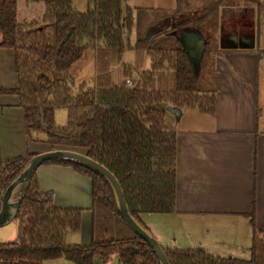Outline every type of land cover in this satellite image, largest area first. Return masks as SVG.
<instances>
[{
	"label": "trees",
	"instance_id": "obj_1",
	"mask_svg": "<svg viewBox=\"0 0 264 264\" xmlns=\"http://www.w3.org/2000/svg\"><path fill=\"white\" fill-rule=\"evenodd\" d=\"M29 1L44 2L41 19L21 21L17 0L0 3V48L13 49L18 76L16 87L0 93L19 97L29 141L48 143L52 150L80 152L108 168L121 185L130 214L149 230L143 214L175 209L177 134L167 126L168 108L197 106L211 115L216 109V85L207 88L202 76L208 73L215 83L216 70L203 72V63L196 70L180 33L194 25L203 30L222 6L255 0L228 4L222 0L213 8L197 7L195 14L188 0L185 6L190 12L182 22L160 9L137 8L133 16L129 0H94V7L84 12L73 9L72 0ZM177 2L175 11L181 0ZM153 12L157 14H148ZM133 26L137 36L131 44L128 35ZM212 41L205 36L207 46ZM89 50L96 74L91 83L77 84L72 68ZM126 50L135 51L134 65L124 63ZM146 56L151 60L148 70L143 68ZM119 68L123 82L115 83ZM60 108L67 112L64 126L55 121ZM34 155L4 161L0 148V208L6 189ZM47 164L71 166L91 179L93 241L84 246L66 242L69 233L81 231L84 210L57 206L55 195L41 190L35 171L15 216L16 241L0 242V264H43L57 258L73 264H108L114 257L120 264H160L150 245L120 217L114 191L102 175L74 160ZM252 223L249 258L215 256L203 248L162 247L170 264H264V235L254 218Z\"/></svg>",
	"mask_w": 264,
	"mask_h": 264
},
{
	"label": "crops",
	"instance_id": "obj_2",
	"mask_svg": "<svg viewBox=\"0 0 264 264\" xmlns=\"http://www.w3.org/2000/svg\"><path fill=\"white\" fill-rule=\"evenodd\" d=\"M20 1L28 4L29 0H17L19 19ZM177 4L175 0V6L171 7V4L168 9L175 10ZM127 5L134 7L130 0ZM42 10L31 21L42 18L45 4ZM136 36L135 28L130 37L132 44ZM131 51L133 61H123L134 65L137 56L134 50ZM214 55V114H205L199 108L198 111L191 107L179 108L181 121L188 125L180 126L179 121L176 127L177 118L170 111L175 107H169L166 112L167 126L177 134L175 209L166 214H143L141 218L144 223V219L150 221L152 215H160L161 224L154 230L163 247L203 248L215 256L249 258L253 218L264 235V118L259 117L257 100V78L264 53L253 46L239 50L217 48ZM90 63L94 77L95 60ZM150 66L151 60L146 57L143 68L148 70ZM114 79L121 82L118 76ZM17 84L14 51L0 48V89L14 88ZM0 148L4 161L52 150L48 143L27 139L24 112L17 95L0 93ZM36 175L41 190L55 195L57 206L84 210L81 231L69 233L66 242L91 244V179L73 167L61 164H43L37 168ZM10 238H13L12 234ZM116 258L112 259L113 263Z\"/></svg>",
	"mask_w": 264,
	"mask_h": 264
},
{
	"label": "rangeland",
	"instance_id": "obj_3",
	"mask_svg": "<svg viewBox=\"0 0 264 264\" xmlns=\"http://www.w3.org/2000/svg\"><path fill=\"white\" fill-rule=\"evenodd\" d=\"M3 0H0V3ZM183 1V4H182ZM186 1L188 0H181V3H179V9L178 10H172L171 8L168 9V6L172 4L171 7L175 6V0H130V4L132 7L133 11V16L136 14L137 8H142L145 10H151L150 12L154 11V10H159L158 8H162L160 10L163 11H169L171 13L174 14V16H172L174 18V20L179 19L180 22L183 21L184 17H186V15L189 14L190 11L186 10ZM222 0H192V8H191V13L195 14L198 9L197 7L200 6H205L207 4L208 8H213L215 7L219 2H221ZM233 0H223V4H228L231 3ZM161 5L160 7L157 6H153V5ZM242 4H246L244 2H242ZM250 4V3H249ZM262 16H264V0L262 1ZM194 6V7H193ZM42 7L44 8V4L40 1H28V4L24 3L23 1H20V20L21 21H31L34 18H36V15H39L43 10ZM72 7L75 10L84 12L86 10H88L89 8H93L94 7V0H72ZM166 7V8H165ZM196 7V8H195ZM156 8V9H154ZM165 9V10H164ZM171 10V11H170ZM217 13V14H216ZM215 13V16L212 18L213 19H218L219 14L221 15V11L220 9H218V11ZM150 15H155L157 13H148ZM199 14V13H198ZM197 15V14H196ZM171 16L167 17V19H171ZM211 22L208 23L206 26H204L205 28H202L203 30L199 31L197 30V26H193V28H185L186 31H196L201 33L203 40H205V36L208 35V37H212L214 39V41H212V43H210V45H206L205 44V50H204V55H203V59L201 64L203 63V72L204 70H209L211 67L215 68V58L213 56L214 52L217 50V48H223V49H227L230 50L231 48H235V49H240V47H242V45H236L238 41H242L243 38H239L237 37V33L235 32V30H238V26H242V29L244 30H251L249 32V40L250 43L246 46L248 48L251 47L252 42L254 41V45L255 47L257 46L258 51L262 52V54L264 53V21L263 18L261 17V36L257 37V35H255L254 33V29L257 27V24L255 25V22L253 21V19H249L248 21L244 20L242 22H238V20L236 21H224L222 23H216V22ZM215 21V20H214ZM240 23V24H239ZM243 23V24H241ZM187 27V26H186ZM135 27L133 26L130 30V33L128 35L129 39L131 37V35H133V31H134ZM182 30L180 33V36L183 35V31ZM131 41V39H130ZM221 41H224V44L221 43ZM220 42V43H219ZM131 43V42H130ZM245 43V41H244ZM132 44V43H131ZM220 44V46H219ZM246 44V43H245ZM87 57L82 60L80 63H76V65L73 66L72 68V74L76 77V83L79 84V82L82 81H87L88 84L91 83L92 78H93V72H92V68H91V61L94 62V57H93V51L89 50L87 52ZM147 57V56H146ZM144 57V59L146 58ZM131 59L133 61L134 59V55L133 52L131 50H126L123 60L127 61ZM148 59V58H147ZM131 61V62H132ZM116 74V75H115ZM208 74V73H207ZM206 74V75H207ZM204 75L203 73V77L205 78L204 80V84L206 85L207 88L209 87H213L216 85V80L214 83V78L213 77H208ZM258 106H259V117L264 118V58L260 61V66H259V73H258ZM118 76L119 81L123 82V76H122V71L121 68H119L118 70H116L114 72V78ZM216 79V77H215ZM115 80V79H114ZM115 83H118L115 80ZM126 83L128 85H130L131 83H128L126 80ZM215 84V85H214ZM192 110H196L198 111V107H191ZM174 116L177 118L176 119V127L179 125V121H181L182 118L179 117L178 114L173 113ZM7 121H8V117ZM55 121H56V125L57 126H64L67 123V112L65 109L60 108L57 109L55 111ZM186 126L188 125L185 121H181L180 126ZM8 142L11 143V139L10 136H8ZM160 215H152V217H150V221L147 219V221L144 219V223L145 225L151 229V233L155 236V238L159 241L157 233L154 229H157V225L161 224V219ZM13 236V238L9 239V235ZM18 234V219H15L14 221L10 222L9 224L0 227V242H14L16 241V236ZM15 236V237H14ZM13 239V240H12ZM160 243V241H159ZM245 258H247V256H244ZM43 264H73L70 261H67L64 258H57V259H52V260H47L45 261Z\"/></svg>",
	"mask_w": 264,
	"mask_h": 264
},
{
	"label": "water",
	"instance_id": "obj_4",
	"mask_svg": "<svg viewBox=\"0 0 264 264\" xmlns=\"http://www.w3.org/2000/svg\"><path fill=\"white\" fill-rule=\"evenodd\" d=\"M182 34L183 35L180 36L181 45L183 46L184 51L191 57L196 70L199 71L205 50V40H203L201 33L196 31L185 30ZM253 46L254 41L251 44V47ZM170 111L176 114L180 113L179 108H170ZM58 159H68L80 162L102 175L110 183L114 191L120 217L137 235L150 245L160 264H170L159 241L130 214L123 190L115 175L96 160L85 154L72 150H51L36 154L29 160L23 171L16 180L11 183L3 195L0 208V227L10 223L15 218L31 178L37 168L49 161ZM114 264H120L119 258L114 260Z\"/></svg>",
	"mask_w": 264,
	"mask_h": 264
},
{
	"label": "flooded vegetation",
	"instance_id": "obj_5",
	"mask_svg": "<svg viewBox=\"0 0 264 264\" xmlns=\"http://www.w3.org/2000/svg\"><path fill=\"white\" fill-rule=\"evenodd\" d=\"M262 1L263 0H255V1H250L249 3L243 4V5H239V6H222L220 7V11H221V15L219 14L218 16V21L217 23H222L224 21H236L238 20V22H242V21H248L249 19H253V21L255 22V25L257 24V27L254 29V33L255 35H257V37L261 36V17L263 18L264 21V16H262L263 10H262ZM240 24V23H239ZM243 24V23H241ZM251 30H244L242 29V26H238V30H235V32L237 33V37L239 38H243L242 41H238L236 42V45H242V47H240V49H247L248 47H246L250 41L249 40V32ZM245 41V43H244ZM207 43V42H206ZM220 43V42H219ZM222 44H224V41H221ZM220 46V44H219ZM255 46V45H254ZM256 50H260L257 48V46L255 47ZM235 49V48H233ZM227 50V49H225ZM235 50H239V49H235Z\"/></svg>",
	"mask_w": 264,
	"mask_h": 264
},
{
	"label": "built area",
	"instance_id": "obj_6",
	"mask_svg": "<svg viewBox=\"0 0 264 264\" xmlns=\"http://www.w3.org/2000/svg\"><path fill=\"white\" fill-rule=\"evenodd\" d=\"M127 82H128V83H131V80L128 79ZM108 264H114V263H113V260H112L111 262H109Z\"/></svg>",
	"mask_w": 264,
	"mask_h": 264
}]
</instances>
